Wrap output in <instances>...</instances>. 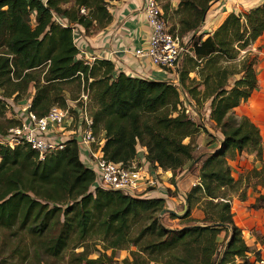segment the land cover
Wrapping results in <instances>:
<instances>
[{
    "label": "trees",
    "instance_id": "trees-1",
    "mask_svg": "<svg viewBox=\"0 0 264 264\" xmlns=\"http://www.w3.org/2000/svg\"><path fill=\"white\" fill-rule=\"evenodd\" d=\"M112 1L0 0V133L19 124L13 117L5 118L6 100L21 101L29 85L34 92L28 110L38 117L51 105L66 108V100L83 91L89 99L91 132L103 134L105 159L127 164L139 144L146 149V161L174 172L195 160L191 142L183 139L206 131L176 109L175 86L115 73L108 60L76 58L77 27L84 32L92 24L103 27L110 21ZM156 1L161 10L167 9ZM214 1L178 0L173 11L175 31L180 36L192 33L190 54L176 68L178 85L195 107L207 103L208 119L222 136L217 147L199 159L198 184L184 195L186 207L179 217L188 218L193 201H199L200 223L164 227L152 215L166 211L163 198L99 188L92 193L93 172L79 161L77 143L67 139L63 149L42 160L27 145L0 146V226L17 225L30 235L45 236L41 248L49 257L66 249L72 236L74 246L90 233L103 243L95 258H87L83 248L69 255L68 264H111L114 249L123 248L130 258H123L122 264H215L217 259L218 264H260L259 253L244 243L231 217L236 181L226 159L253 152L261 164L250 173L264 185L258 129L246 117L233 114L256 87V56L250 45L264 31V0L245 12L228 13L210 34L194 38ZM229 64L241 73L231 85L229 78L237 72ZM190 72L195 77L190 78ZM144 215L146 222L131 234L134 221Z\"/></svg>",
    "mask_w": 264,
    "mask_h": 264
},
{
    "label": "crops",
    "instance_id": "crops-1",
    "mask_svg": "<svg viewBox=\"0 0 264 264\" xmlns=\"http://www.w3.org/2000/svg\"><path fill=\"white\" fill-rule=\"evenodd\" d=\"M178 0H173L170 8L174 11ZM263 0H216L212 2L206 12L205 18L201 23L197 34H202L201 39L206 34H210L225 18L228 13H242L248 9L257 6ZM142 0H114L108 6V12L111 16L110 21L103 27H95L94 24L88 32L78 27L75 44L78 52L77 59L91 61L93 59L108 60L113 64L115 73L122 72L127 76L142 78L146 80L167 81L173 76L177 80V73L165 71L153 65L145 57H135L133 50L146 44L148 37V27L146 19L141 11ZM175 15V14H174ZM192 35V33H191ZM198 36V35H197ZM250 50L255 54L257 63L255 64L256 87L251 92L246 101L239 103L234 107L233 114L236 117L244 116L257 129L259 136H264V31L250 45ZM193 78L194 73H189ZM32 88V87H31ZM30 90V88H29ZM33 94L34 90H30ZM204 127L214 137L215 141L208 144L210 148L216 146L221 139L220 132L214 127V123L208 119V107L205 104ZM103 136L102 134L100 135ZM262 139V138H261ZM263 149L261 152V162L264 163V137L261 140ZM138 149V153H137ZM212 151V150H211ZM88 152V147L82 143H77V153L79 161L83 163ZM145 148L139 144L135 147V155L132 163L136 164L144 172V177L139 182V188L142 190L140 197L144 198H163L165 203L173 207L174 211L170 213L180 215L183 208L178 204L179 198L183 197L190 187L196 183L197 176L191 174L183 167L176 170L173 174L170 170H162L158 166H152L144 159ZM237 154V153H235ZM248 166H260L258 160L252 156L244 160ZM156 177L157 185L149 186L146 183L145 173ZM232 176V174H230ZM255 190L249 187L243 189L244 195L237 196L233 190L230 202L231 217L234 224L240 229L241 237L244 243L253 251L259 253L260 264H264V203L257 205L255 201L264 200V185L256 183ZM259 185V186H258ZM237 191H241L239 189ZM237 196V198H236ZM257 205L252 207L251 205ZM169 205L168 208L170 207ZM165 207V206H164ZM250 258L252 257L249 254ZM238 259H235L237 262Z\"/></svg>",
    "mask_w": 264,
    "mask_h": 264
},
{
    "label": "built area",
    "instance_id": "built-area-1",
    "mask_svg": "<svg viewBox=\"0 0 264 264\" xmlns=\"http://www.w3.org/2000/svg\"><path fill=\"white\" fill-rule=\"evenodd\" d=\"M141 11L145 16L149 32L146 44L134 49L133 55L145 57L153 65L165 71L176 72L182 57L190 54L188 44L190 35L180 36L175 30H169L156 0H142ZM80 12L84 13V9L81 8ZM166 82L175 86L180 98L181 102L178 100L176 109L186 114L190 119L195 118V105L188 98L186 91L180 88L177 80H173V76H170ZM76 99H67L66 108L51 105L46 114L40 117L28 110L29 100L22 106L19 101V107L12 115L19 124L0 133V146L13 148L24 144L34 151L37 160H42L46 155L63 149L65 141L71 136L79 135L80 142L88 147L83 165L93 172V181L89 190L93 193L94 189L99 188L119 191L133 197L140 196L142 190L139 188V182L145 176L144 172L133 164L132 160L127 164H122L103 157L101 150L103 136H100L102 133L95 136L91 132V118L86 107V99L89 102L87 93L80 91ZM8 108L9 103L6 100V109ZM145 174L148 175L146 183L150 187L156 186L158 183L156 177L147 172ZM195 184H198V181L193 185ZM180 199L184 201V197H180Z\"/></svg>",
    "mask_w": 264,
    "mask_h": 264
},
{
    "label": "rangeland",
    "instance_id": "rangeland-1",
    "mask_svg": "<svg viewBox=\"0 0 264 264\" xmlns=\"http://www.w3.org/2000/svg\"><path fill=\"white\" fill-rule=\"evenodd\" d=\"M172 1L173 0H159L160 4L162 6L167 4V9H165L164 11L162 9L161 11H162V13L164 12L163 18L166 21V25L170 31H173V28H174V30H177L176 29V25H177L176 20L177 19L173 15V10L170 8V2L173 3ZM189 35L191 36V33ZM194 35L195 36H193V37L196 38V36L199 34L196 35V32H194ZM256 63H257V61L255 58V63L253 65L254 73H255V64ZM230 68L233 71H236V69H234V67L232 65H230ZM159 69H161V68H159ZM161 70H163V69H161ZM191 73H194V72H191ZM240 76H241V73H239V72L235 73V75H233L229 78L228 85H231L233 83V80L238 79ZM194 77H195V74H194ZM255 82H256V77H255ZM198 87L201 89V86H198ZM29 88H30V90L33 89V88H31L30 85H29ZM29 88H28V90H29ZM253 90H255V86H254ZM26 94L27 95H25V97L20 101L21 106L23 104H25V102L27 100L30 101V99L32 97V95L29 94V92H27ZM79 94H80V92H79ZM74 100H77V99H74ZM178 100H179V102H181L179 97H178ZM7 101L9 103V108L6 109V112L4 113V115H5V118L6 117L10 118L14 114V111L19 107V105H18L19 101L17 103L12 102L9 99ZM199 106L200 107H195L196 116H195V118H192V120H194L198 124H200L203 127L202 129H206L204 127V124L206 123V120L204 119V115H205V109L204 108H206V106L204 103H202ZM86 107L89 109V102L87 99H86ZM233 111H234V109H233ZM206 131H207V129H206ZM206 131L203 132L200 130L197 134L194 133V134H192L188 137H185L183 139L184 143L191 142V146L193 147L192 154H193V157L195 160H194V162H191V160H188L184 163V165H182L180 168L177 169V170L181 171L184 167L187 170V172L189 171L191 174L196 175L197 180H198L199 167L201 164L199 159H201V157H203L206 153L211 152V150H213L217 147V145L216 146L213 145L210 148L206 147L208 144H211L216 139V137L212 136L208 131H207L208 132V134H207ZM263 137H261V135H260V140H262ZM136 145H135V147H136ZM261 147H263V144H261ZM138 152L139 151L137 149V153ZM145 154H146V149H145ZM145 154H144V156H145ZM250 156H252L253 159L256 160L254 153L248 152V151H241L237 154L234 153V155L231 158L226 159V162L229 166L230 174H232L233 180L236 181L235 187H234V192H236L235 194L237 196L244 195L243 189H245L247 187H249L252 190H255L257 187L256 183L260 181L259 178L251 175V173H250V171L256 167L248 166L247 164H245L246 168H244V160L249 158ZM144 159H145V157H144ZM151 165L154 166V164H151ZM258 168H260L259 165H257L256 169H258ZM162 170H169V169H162ZM174 172H173V174H174ZM238 188L242 189V192L237 191ZM237 196H236V198H237ZM179 201H181L180 198H179ZM179 203L180 204H178V206L180 205L183 208V212H184L185 207H186L185 197H184V201H181ZM255 203L257 205H259V204L264 203V200L260 199V201H255ZM167 205H169V204L165 203V201H164L165 207L163 206V209L166 210L165 212H164V210H159V211H155L152 213V215L156 216L158 222L161 223L166 228H179L182 225H184L185 223H191L193 221L195 223H200V219L203 216L202 210L200 207L201 204L199 203V201H193L191 207L189 208L188 218L179 217L180 215H182L183 212L180 215H177L176 217L170 216V211L171 210L174 211V209H173V207H171L172 205L171 206L169 205L170 206L169 208ZM141 217H139L138 220L134 221L135 224H133L131 227V229H132L131 234H134L135 231L139 228V226L146 222L144 220V218L146 216L144 215L142 218ZM188 219H191V220L188 222ZM222 237H223V232L221 231L217 235L216 238L218 241H221ZM44 238H45V236H43V235H38V236L30 235L27 232H25L24 230H22L21 228H19L17 225H13L10 227L0 226V264H68V258L72 252H79L84 248L88 252L87 258H95L102 251L103 243L97 239V236L95 234L90 233V235L88 237H86V239L83 242L78 243L76 246H74V241H73V236H72V238L69 242V245L66 249H64L57 257H49L46 253H44L42 251V248H41V242L44 240ZM130 249H134V247H130ZM105 252H106V254H110V249H107ZM123 258H128V259L130 258L129 253H128V249H126V248L114 249L111 264H122L121 260Z\"/></svg>",
    "mask_w": 264,
    "mask_h": 264
},
{
    "label": "water",
    "instance_id": "water-1",
    "mask_svg": "<svg viewBox=\"0 0 264 264\" xmlns=\"http://www.w3.org/2000/svg\"><path fill=\"white\" fill-rule=\"evenodd\" d=\"M70 139H73L76 143L81 141V138L79 137V135H73V136H71ZM215 264H218V259L215 262Z\"/></svg>",
    "mask_w": 264,
    "mask_h": 264
}]
</instances>
